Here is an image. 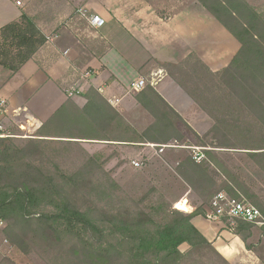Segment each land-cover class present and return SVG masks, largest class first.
<instances>
[{"label": "trees", "instance_id": "obj_1", "mask_svg": "<svg viewBox=\"0 0 264 264\" xmlns=\"http://www.w3.org/2000/svg\"><path fill=\"white\" fill-rule=\"evenodd\" d=\"M196 1L239 41V50L217 71L195 52L161 66L209 116L210 130L198 134L152 85L135 94L153 117L139 128L89 85L83 106L68 97L34 135L0 136L1 232L11 246L47 264H230L194 219L207 216L205 207L220 192L264 215V11L248 0ZM47 42L36 16L23 10L0 28V66L15 74ZM80 142L201 147L200 161L188 153L174 170L202 204L191 213L171 207L164 212L175 213L169 219L153 217L162 200L157 187L127 194L101 153L88 154L72 171L62 166ZM221 221L248 249L256 229L264 233L241 218Z\"/></svg>", "mask_w": 264, "mask_h": 264}, {"label": "crops", "instance_id": "obj_2", "mask_svg": "<svg viewBox=\"0 0 264 264\" xmlns=\"http://www.w3.org/2000/svg\"><path fill=\"white\" fill-rule=\"evenodd\" d=\"M26 2L0 0V28L18 20ZM67 5L60 25L42 27L52 39L18 72L10 75L0 66V96L7 101L3 116L6 123L16 125L20 131L36 132L67 101L68 88L74 85L81 90L85 88L90 80L81 73L92 68L93 85L125 117L129 105H137L128 91L130 83L163 70L165 74L154 86L156 90L198 132L212 125L209 117L161 66L177 63L195 52L217 71L227 66L239 50V41L202 4L187 0L180 7L169 6L165 13L158 4L155 7L146 0H68ZM95 14L104 18L103 26L94 27L90 23ZM55 92L59 93L58 103L48 109V95L53 98ZM72 100L79 106L85 104L83 97ZM207 223L202 216L194 219V224L210 240L214 241L219 229L231 241L229 244L221 238L214 241L218 249L226 251L240 241L224 226L213 228ZM219 223L220 220L216 222Z\"/></svg>", "mask_w": 264, "mask_h": 264}, {"label": "rangeland", "instance_id": "obj_3", "mask_svg": "<svg viewBox=\"0 0 264 264\" xmlns=\"http://www.w3.org/2000/svg\"><path fill=\"white\" fill-rule=\"evenodd\" d=\"M186 1L187 0H157L156 3L158 4L157 7L162 8L165 13L169 6L180 7V3L182 4ZM248 1L252 5L256 6L259 11H264V0ZM26 4V10H28L31 14H34L41 27L46 29L47 24H49L48 26L51 28H55L56 25H60L63 22L64 9H67L68 7V5L66 6V4H68V0H27ZM74 8H76V6ZM51 31L52 30L50 29L48 32ZM53 32H55V29ZM88 69L93 72L92 68ZM151 73L148 76H144L148 82L147 85H151ZM163 74H165V72ZM89 85L94 86L92 83L87 81L84 87L86 88ZM98 89L101 92V89ZM79 90L80 93L77 97H82L81 94L83 90L81 91L80 88ZM130 93L131 96L135 98V94L137 92ZM57 95H59L58 92L54 93L53 98L48 95L50 98L47 100L46 105L48 109L57 105L59 99ZM132 104V106L129 105L127 108V120L139 128H144L149 125L153 121V117L138 103L137 105H135L136 103ZM197 106L199 105L197 104ZM1 121L2 122L0 123L3 125L5 134L20 132L23 137L35 134L32 130L20 131L16 125L13 126V124L6 123L4 121V117H2ZM191 127L198 134L203 136L210 130L212 125L209 126L207 130H202L201 127H199L202 132H198L193 126ZM160 146L162 145H156L153 143L136 146L101 142H80L72 146V150L70 152L64 154L61 163L66 170L72 171L88 154L101 153L105 159V169L111 172L112 177L124 188L127 194L138 195L142 194L150 187H157L159 193L157 196L161 197L162 200L154 207L151 215L153 213L157 219H169L170 216H164V212L171 207L180 210H187L189 208L194 209L195 205L202 204L194 195L192 189L185 185L174 170L175 165L180 159L184 158L188 153H191L194 156L197 152H201V147L194 145L183 148L175 144H170L165 146L164 150L161 151ZM189 150L191 152H189ZM133 160L140 161L142 163L140 166H135L132 163ZM236 160H238V157H236ZM205 208L208 212L209 207L206 206ZM202 217L205 220H208L207 224L211 227L214 226L213 228L224 226L229 230V228L222 221L221 224H216V222L219 221L218 219L210 218L208 216ZM4 225L0 226V264H8L7 261H5V258L11 260L13 264H47L39 256L25 255L18 248L11 246L2 235L1 228H3ZM217 230V233L214 234V241L221 238L222 240L225 239V242L229 244L231 241L229 242V240L221 235V231L219 229ZM229 231L232 233L231 230ZM225 242L222 241L223 244H225ZM249 242L252 244V249H248L244 242L240 240L236 245H233L231 249L226 251H222L221 249L219 250L227 258L230 264H259L261 260H264V233L262 230L259 228L256 229L253 238L250 239ZM180 248L182 251H186L189 246L187 244H183Z\"/></svg>", "mask_w": 264, "mask_h": 264}, {"label": "built area", "instance_id": "obj_4", "mask_svg": "<svg viewBox=\"0 0 264 264\" xmlns=\"http://www.w3.org/2000/svg\"><path fill=\"white\" fill-rule=\"evenodd\" d=\"M18 4H20V2H18ZM90 23L94 27H101L104 25L105 20L102 16L95 14L91 16ZM51 39H52L51 36L48 37V40H51ZM64 54H67V52H64ZM81 74L83 78L90 80V83H92L90 79L91 77L94 76V73L92 72V70L86 69ZM161 74L163 75V70H157V71L152 72L150 84L155 86L156 83L162 78ZM147 83L148 82L144 77H140L130 83L129 91L139 92L147 86ZM66 93L68 97L73 98V97L78 96V94L80 93V90L78 86L74 85L68 88L66 90ZM109 101L114 103L112 100H109ZM6 106H7V101L3 97L0 96V122H2L1 119L5 115ZM0 130L2 131V134L0 136L3 137V136L8 135V134H5L2 123H0ZM165 146L167 145L160 146L161 151L164 150ZM203 156L204 155L202 153L197 152L193 157L196 161H200L203 158ZM132 163L135 166H140L142 162L133 160ZM225 215H228L232 218H241L243 220L253 222L258 226H264V215L257 206H255L254 204L246 200L239 201L236 199H230L225 193L220 192L212 200V203L209 206V211L207 212V216L221 221L222 217ZM2 225H4V221L0 220V226Z\"/></svg>", "mask_w": 264, "mask_h": 264}, {"label": "water", "instance_id": "obj_5", "mask_svg": "<svg viewBox=\"0 0 264 264\" xmlns=\"http://www.w3.org/2000/svg\"><path fill=\"white\" fill-rule=\"evenodd\" d=\"M200 205H195L194 207V209H191V208H189V209H187V210H181V211H184V212H186V213H191L192 211H194L196 208H198ZM173 216H175V213L173 214V215H171L170 217H173Z\"/></svg>", "mask_w": 264, "mask_h": 264}]
</instances>
